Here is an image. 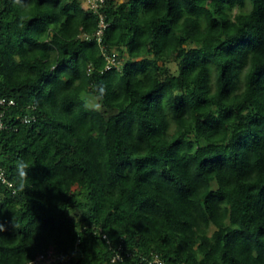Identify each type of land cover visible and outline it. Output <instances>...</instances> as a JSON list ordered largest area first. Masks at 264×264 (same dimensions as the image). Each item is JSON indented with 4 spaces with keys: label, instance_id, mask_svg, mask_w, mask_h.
<instances>
[{
    "label": "trees",
    "instance_id": "16d2710c",
    "mask_svg": "<svg viewBox=\"0 0 264 264\" xmlns=\"http://www.w3.org/2000/svg\"><path fill=\"white\" fill-rule=\"evenodd\" d=\"M0 96V264H264V0H0Z\"/></svg>",
    "mask_w": 264,
    "mask_h": 264
},
{
    "label": "built area",
    "instance_id": "2783aa9c",
    "mask_svg": "<svg viewBox=\"0 0 264 264\" xmlns=\"http://www.w3.org/2000/svg\"><path fill=\"white\" fill-rule=\"evenodd\" d=\"M99 1H102V0H82L83 4H85L86 7H90V8H93V7L95 8ZM100 25H101V27L105 25L102 18L100 20ZM100 32H101V28H99L97 30V34H100ZM107 59H108L107 67H109L111 63L115 62V54L114 53L111 54L110 56L107 57ZM11 102H13L12 99H7L4 96H0V106L6 105V103L10 104ZM4 113H5V108L0 109V128L6 126V123L3 121V118H2ZM24 120L28 121L29 117L25 116ZM0 181L7 183V185H9V186L12 185V182L10 181V179H8L6 177L4 169L2 167H0ZM41 256H42V254H41ZM154 261L157 262V264H165V262L159 260L157 257L154 258ZM26 264H28V263H26Z\"/></svg>",
    "mask_w": 264,
    "mask_h": 264
},
{
    "label": "rangeland",
    "instance_id": "374dc122",
    "mask_svg": "<svg viewBox=\"0 0 264 264\" xmlns=\"http://www.w3.org/2000/svg\"><path fill=\"white\" fill-rule=\"evenodd\" d=\"M85 5V4H84Z\"/></svg>",
    "mask_w": 264,
    "mask_h": 264
}]
</instances>
